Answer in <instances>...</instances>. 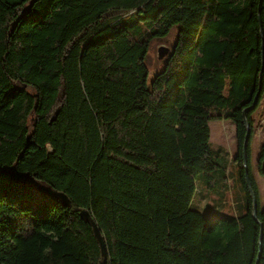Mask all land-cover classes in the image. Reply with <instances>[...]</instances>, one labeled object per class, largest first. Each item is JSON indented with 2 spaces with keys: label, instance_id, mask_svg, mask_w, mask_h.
I'll list each match as a JSON object with an SVG mask.
<instances>
[{
  "label": "trees",
  "instance_id": "16d2710c",
  "mask_svg": "<svg viewBox=\"0 0 264 264\" xmlns=\"http://www.w3.org/2000/svg\"><path fill=\"white\" fill-rule=\"evenodd\" d=\"M263 96L264 0H0V264H264Z\"/></svg>",
  "mask_w": 264,
  "mask_h": 264
},
{
  "label": "rangeland",
  "instance_id": "374dc122",
  "mask_svg": "<svg viewBox=\"0 0 264 264\" xmlns=\"http://www.w3.org/2000/svg\"><path fill=\"white\" fill-rule=\"evenodd\" d=\"M176 39V30L172 29L169 35L163 39L154 40L149 47L145 63L148 68L150 82L163 68L164 58L158 59V49L165 48L170 51ZM253 133L250 141L249 162L253 178L257 184L262 209L264 208V176L259 174L258 158L260 148L264 143V96L260 101L257 110L253 113ZM211 142L224 148L232 158L236 153L234 127L227 121H215L209 124ZM200 210L205 213L206 204L200 205Z\"/></svg>",
  "mask_w": 264,
  "mask_h": 264
},
{
  "label": "water",
  "instance_id": "95a60500",
  "mask_svg": "<svg viewBox=\"0 0 264 264\" xmlns=\"http://www.w3.org/2000/svg\"><path fill=\"white\" fill-rule=\"evenodd\" d=\"M168 53H169V51H168V49H165V48H160V49H158V59H163V58H165L166 56H169L168 55ZM261 88H262V84H261V79L259 80V89H258V93H257V95H256V97H255V100H254V103H253V105L251 106V109H253L255 106H256V104H257V101H258V96H259V94H260V91H261ZM245 124H246V126H247V123L245 122ZM247 140H248V135L246 136V139H245V143H244V147H243V152H244V154H243V156L245 155V150H246V142H247ZM243 160H244V165H245V158L243 157ZM249 186V185H248ZM255 208H256V206H255V202H254V215H255ZM87 214H83V216L84 217H87L86 216Z\"/></svg>",
  "mask_w": 264,
  "mask_h": 264
}]
</instances>
